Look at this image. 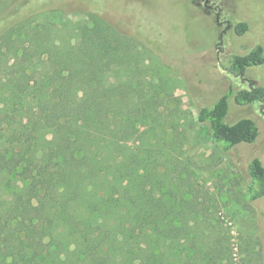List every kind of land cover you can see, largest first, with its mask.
Wrapping results in <instances>:
<instances>
[{
	"label": "trees",
	"instance_id": "trees-1",
	"mask_svg": "<svg viewBox=\"0 0 264 264\" xmlns=\"http://www.w3.org/2000/svg\"><path fill=\"white\" fill-rule=\"evenodd\" d=\"M28 3L0 0V264H172L174 249L186 246L187 259L219 263V250L197 246L199 232L189 237L181 213L195 205L162 191L160 157L139 137L132 101L141 91L119 75L128 69L133 81L137 39L90 13L79 42L57 46L45 25H30ZM263 64L260 45L223 62L240 79ZM231 97L237 106L264 102V86L229 90L198 110L224 152L259 135L252 119L225 122ZM247 172L256 201L264 165L253 158Z\"/></svg>",
	"mask_w": 264,
	"mask_h": 264
},
{
	"label": "rangeland",
	"instance_id": "rangeland-1",
	"mask_svg": "<svg viewBox=\"0 0 264 264\" xmlns=\"http://www.w3.org/2000/svg\"><path fill=\"white\" fill-rule=\"evenodd\" d=\"M23 12L31 26L45 25L57 46L78 43L79 28L91 26L90 13L137 39L141 62L133 81L128 69L119 75L141 91L132 101L142 113L136 135L160 157L162 191L195 205L181 213L189 237L199 232L197 246L219 250L217 264H264V197L250 201L246 193L250 160L264 165V102L237 106L229 99L225 122L249 118L259 130L253 144L229 152L197 120L199 109L229 90L264 86V64L242 79L223 65L230 55L264 48V0H207V6L203 0H29ZM241 22L248 29L236 35L234 25ZM109 76L116 84L115 73ZM173 254L172 264H199L187 259V246Z\"/></svg>",
	"mask_w": 264,
	"mask_h": 264
},
{
	"label": "flooded vegetation",
	"instance_id": "flooded-vegetation-1",
	"mask_svg": "<svg viewBox=\"0 0 264 264\" xmlns=\"http://www.w3.org/2000/svg\"><path fill=\"white\" fill-rule=\"evenodd\" d=\"M204 1V4H205V1H207V0H203ZM206 6H207V4H205Z\"/></svg>",
	"mask_w": 264,
	"mask_h": 264
},
{
	"label": "water",
	"instance_id": "water-1",
	"mask_svg": "<svg viewBox=\"0 0 264 264\" xmlns=\"http://www.w3.org/2000/svg\"><path fill=\"white\" fill-rule=\"evenodd\" d=\"M205 4H207V1H205Z\"/></svg>",
	"mask_w": 264,
	"mask_h": 264
}]
</instances>
